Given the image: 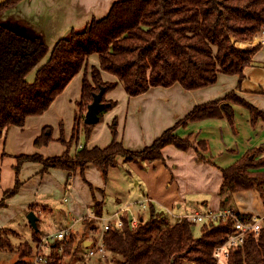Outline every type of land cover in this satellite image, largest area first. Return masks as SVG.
Wrapping results in <instances>:
<instances>
[{"label": "trees", "instance_id": "1", "mask_svg": "<svg viewBox=\"0 0 264 264\" xmlns=\"http://www.w3.org/2000/svg\"><path fill=\"white\" fill-rule=\"evenodd\" d=\"M18 1L0 4V137L8 126H23L28 116L47 110L92 54H97L99 66H92L90 78L83 77L75 123L76 133L82 129L86 142L94 124L85 123L83 118L93 93L104 87L102 102L106 105L98 111L99 121L115 105V101L105 99L115 83L104 81L101 71L115 75L129 96L141 94L152 86L167 87L174 83L188 90L201 88L216 82L218 73L237 74L240 86L246 67L262 45L257 42L239 47L236 43L254 40L260 31L264 35V0H116L105 16L92 18L81 29H71L50 48L29 30L21 33L16 27L21 22L2 20L1 15ZM34 69V79L28 81L26 77ZM232 104L248 109L252 125L259 118L264 121V110L231 90L222 97L195 105L140 150L128 149L118 139L114 118L110 124L112 139L106 146L82 144L74 156L67 150L46 158L40 154H22L18 156L16 170L20 163L31 160L42 163L43 171L61 168L71 175L79 169L83 174L92 163L106 180L109 169L117 166L120 158L124 162L161 160L162 149L169 144L188 149L192 143L177 134V129L188 121L225 116L233 125ZM49 139L50 134L44 133L34 143L42 146ZM222 176L223 206L233 192L242 190L257 191L264 204L263 147L251 149L222 168ZM18 187L17 182L4 193L0 207L6 205L5 199L14 195ZM102 206L103 201L94 202L98 215ZM230 210L240 217L252 215ZM147 211V218L138 216L136 227L131 226L132 217L124 211L120 213L121 226L109 220V228L103 230L102 240L116 264H214L215 247L234 229L231 217L219 215L200 222V233L195 236L194 225L199 222L189 221L186 216L172 220L153 201L147 202ZM84 223L86 228H98L89 221ZM34 234L38 238V230ZM35 238L33 241L37 242ZM74 242L70 234L60 243H52L44 264H63L64 253L75 256L83 242L76 246ZM11 245L10 239L0 232V250H12ZM20 247L23 249L19 250ZM17 248L21 257L33 252L28 241ZM229 264H264V216L259 231L248 232L243 244L231 251Z\"/></svg>", "mask_w": 264, "mask_h": 264}, {"label": "crops", "instance_id": "2", "mask_svg": "<svg viewBox=\"0 0 264 264\" xmlns=\"http://www.w3.org/2000/svg\"><path fill=\"white\" fill-rule=\"evenodd\" d=\"M115 1L19 0L1 18L5 22H21L16 27L23 25L25 30L40 36L51 48L71 29H81L92 18L105 16ZM256 41L236 44L246 47L256 44ZM261 50L264 51V48L253 55L252 63L248 67L252 68L256 63L264 64V54L259 52ZM92 66H99L97 54L88 57L86 65L71 79L47 110L28 116L23 126L10 125L3 131L0 137V201L4 193L17 182L19 187L14 195L5 199L6 205L0 207V230L15 232L7 225L14 219L18 207L26 215L33 210L38 217V233L40 225L51 229L47 233L49 235L68 226L71 232L84 233L89 230L92 236L82 240V246L88 251L99 239L104 223L100 226L97 223L100 220H96L100 229L86 228L85 219H112V216H118L124 211L132 218L138 217L139 214L124 206L127 200L130 204L138 201L143 209L147 208L146 202L153 201L174 218L193 212L219 214L231 208L242 213L264 216V204L255 190L233 192L224 206L220 203L223 199L220 195L222 168L228 167L251 149L264 148V121L259 118L252 125L248 109L238 104H232L233 125L222 116L188 121L184 127H179L177 134L192 143L188 149H179L169 144L162 149L164 157L161 160L124 162L121 159L122 162L119 163L128 166L127 176L117 165L109 169L105 180L100 169L92 163L85 167L83 174L79 169L71 175L61 168L43 171L42 163L31 160L20 163L16 170L18 156L22 154H40L46 158L61 155L67 150L69 155L74 156L78 145L106 146L112 139L110 124L114 118L117 120L118 139L126 148L140 150L151 144L195 105L222 97L231 90L264 110L260 101L264 100V91L245 87L243 79L239 86L237 74L218 73L216 82L201 88L188 90L179 83H174L167 87L152 86L141 94L129 96L115 75L101 71L104 81L115 83L105 94V99L115 101V105L104 112L102 121L92 126L90 139L86 143H80L83 131H75L78 102L83 77H91ZM244 74L245 78L248 71H244ZM44 133L50 134L49 141L42 146L35 145L34 140ZM132 194L138 195V198H131ZM106 195L115 198L123 206L120 211L104 218L103 206L101 214L98 215L93 205L95 201H103L104 204ZM58 200L65 203V209L60 211L53 207ZM142 202L146 204L145 207ZM36 231L34 229L33 232ZM31 237L35 238L36 235L33 233ZM40 238L44 248L49 250L52 243L62 241L47 240L44 236ZM37 244L40 241L35 246ZM75 245L77 244L74 243ZM85 255L87 256V252Z\"/></svg>", "mask_w": 264, "mask_h": 264}, {"label": "rangeland", "instance_id": "3", "mask_svg": "<svg viewBox=\"0 0 264 264\" xmlns=\"http://www.w3.org/2000/svg\"><path fill=\"white\" fill-rule=\"evenodd\" d=\"M20 29L25 31V29L23 28V25L20 27ZM260 37H261V33L258 32L255 35L254 40H257L256 42H259ZM240 45H245V44L240 43ZM261 48H263V46ZM259 52L264 54V51H262V50ZM250 67H248V68L246 67V69H245L246 72L248 71V75L245 78H243V85L245 87L251 89V90L264 91V64L256 63L255 66H253L252 68H250ZM34 76H35V69L32 70L27 75L26 78L28 79V81H33ZM258 95H261V94H258ZM262 95H264V94H262ZM260 101H262L261 103L264 105V100L260 99ZM63 128H64V126L62 124V129ZM80 141H81L80 143L86 142L84 134L81 135ZM119 162H122L121 158L119 159ZM127 167L128 166H126V164L119 163L117 168L121 172H123V174H125L127 176L128 170H129V169H127ZM130 187H131V185H130ZM134 190H135V188H134ZM139 192H141V191H139ZM141 195H143V193H141ZM131 198H138V195L132 194ZM105 201L106 202L103 204L104 218L110 217L111 214H113L116 211H120L121 207L123 206L121 203H118L115 200V198L111 197L110 195H106ZM85 202L88 203V201H85ZM134 202L132 204H130L127 200L124 203V206L128 207L129 211L131 210L135 214H139V215L142 214L144 218H147V216H148L147 208L143 209L138 201H134ZM200 206H202V205H200ZM53 207H55L57 210H60V211L62 209L66 208L65 203L62 201H59V200L54 202ZM26 217H27V215L25 214V211L18 207V209H16V211H15L14 219L7 225L10 228H12L16 233L12 232L8 229L0 230V232L2 234H4L5 236H7L12 243V245H11L12 250H0V264H30L37 251H41L44 254H47L50 252V250L47 247L44 248L40 237L44 236V238H46L48 240L49 234H47V233L51 232L50 231L51 229H48L46 227L44 228L43 225H40V232L38 233V238H35V240L40 241V244H37L35 246L36 242L33 241V238L31 237V235L34 233L33 232L34 228L32 229V227L29 225V222H27L28 220ZM112 217H114V218H112V219L110 218V220H114V219L116 220L117 219L116 218L117 216H112ZM170 218L172 220H176V218H174L171 215H170ZM88 219L89 218H87V220H85V221L86 222L89 221L91 223V225H94V224L97 225V223H99L100 226L103 225L102 222L104 223V220H105V219H98V218H92L90 220H88ZM106 219H108V218H106ZM96 220H100V221L97 222ZM26 223H27V225H26ZM200 225H201L200 222L197 223V225H194L193 234L195 236H198L200 233ZM100 226L98 225L99 229H100ZM100 231L99 232H100V236H101L103 230L101 229ZM45 234H47V235H45ZM71 235L74 237V241H75L74 243H76V244L78 243L79 245H81V242L84 238H89L90 236H92V235H90L89 230L84 231V233L83 232H71ZM100 236L98 238H100ZM26 241L31 243V245L33 247V252L26 254L25 256L21 257L19 250H22L23 248L20 247V249L17 250L18 249L17 247L20 243L26 242ZM47 244H50V242H48ZM59 251L63 253V249L61 248L60 245H59ZM86 252H88L86 247L82 246L77 251L75 256H73L72 253H64V255H62V263L63 264H116L112 258L113 255L110 252L106 258H102L97 254L95 256L89 257V256L85 255ZM19 260H22L26 263H18Z\"/></svg>", "mask_w": 264, "mask_h": 264}, {"label": "built area", "instance_id": "4", "mask_svg": "<svg viewBox=\"0 0 264 264\" xmlns=\"http://www.w3.org/2000/svg\"><path fill=\"white\" fill-rule=\"evenodd\" d=\"M261 37L259 38V43L264 48V35L263 32L260 31ZM81 147V145H78ZM146 202V201H145ZM147 203V202H146ZM142 206L145 207L146 204L142 202ZM219 215H222L223 217H231L232 218V226L233 231L227 236V239L217 245L213 251V257L215 258L214 264H229V256L231 254V251L239 246H241L245 240V236L248 232L257 233L259 229L261 228L262 224V218L263 216L252 214V215H244L239 216L235 214L232 210L227 209L223 213L215 214L212 212H208L205 214L199 213V212H193L186 215L189 221L193 222H204L208 218H217ZM110 219L104 220L103 230L108 229ZM139 218L133 217L131 219V226L136 227L138 225ZM122 219L120 218V215L117 216V219L115 220V224L117 226L122 225ZM70 234V227H66L64 229H61L60 231L50 234L49 239L51 240H65L68 238ZM99 255L102 258H106L109 254L108 249L106 248L103 240H102V234L100 238L95 242L94 245L90 246L87 256H95ZM48 260L47 255L42 253L41 251H37L36 254L33 257L32 264H44Z\"/></svg>", "mask_w": 264, "mask_h": 264}, {"label": "water", "instance_id": "5", "mask_svg": "<svg viewBox=\"0 0 264 264\" xmlns=\"http://www.w3.org/2000/svg\"><path fill=\"white\" fill-rule=\"evenodd\" d=\"M6 1L7 0H0V4H3ZM18 30L21 33L24 32V30H21L20 28H18ZM103 93H104V87H100L98 92H94L93 93V99L87 105V108H86V111H85V114H84L83 121L85 123H87V124H96L99 121L100 117H99L98 111H99L100 108H102V107H104L106 105V103L102 102ZM27 219H28V222L30 223V225L35 230H38V226H37L38 217H37L36 213L33 210L28 212Z\"/></svg>", "mask_w": 264, "mask_h": 264}]
</instances>
